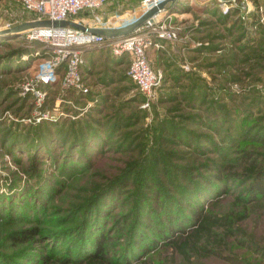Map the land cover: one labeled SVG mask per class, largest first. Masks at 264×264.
I'll use <instances>...</instances> for the list:
<instances>
[{"label":"rangeland","instance_id":"rangeland-1","mask_svg":"<svg viewBox=\"0 0 264 264\" xmlns=\"http://www.w3.org/2000/svg\"><path fill=\"white\" fill-rule=\"evenodd\" d=\"M222 12L216 0L163 8L178 38L157 56L163 81L143 109L127 58L104 46L82 51L87 93L59 83L34 87L40 99L23 91L49 49L11 32L20 5L0 0V264H85L100 235L104 264H264V195L242 168L253 150L264 166V26ZM113 17L100 8L75 19L110 30L137 20ZM183 188L203 194L207 213L233 219L231 233L217 231L188 260L157 236ZM22 231L33 235L12 240Z\"/></svg>","mask_w":264,"mask_h":264},{"label":"built area","instance_id":"built-area-1","mask_svg":"<svg viewBox=\"0 0 264 264\" xmlns=\"http://www.w3.org/2000/svg\"><path fill=\"white\" fill-rule=\"evenodd\" d=\"M23 12L34 17L32 21H69L84 11L95 12L111 0H17ZM165 0H141L138 9L141 16ZM222 13L235 12L237 19L247 22L254 30L264 26V9L249 0H216ZM163 9L151 16L132 34L106 37L101 34L68 28L41 27L27 30L28 41H40L49 49L48 59L37 66L32 86L23 91L31 92L40 99L43 93L37 85L59 83L63 92L87 93L80 69L84 64L82 51L104 46L112 55H125L128 60L126 77L143 96L142 108L148 109L156 100V92L162 84L163 74L155 70L148 59L150 49L160 50L163 43L176 42L178 35ZM165 12V11H164ZM128 26V25H127ZM126 27V26H124ZM123 28V27H122ZM119 29V28H117Z\"/></svg>","mask_w":264,"mask_h":264},{"label":"trees","instance_id":"trees-1","mask_svg":"<svg viewBox=\"0 0 264 264\" xmlns=\"http://www.w3.org/2000/svg\"><path fill=\"white\" fill-rule=\"evenodd\" d=\"M162 132L165 133L166 136H170L171 138L175 137V134L167 129H163ZM253 147L256 149L262 148V146L256 145H253ZM243 154V171L245 175L249 177V179L251 178L255 180V183L251 187V191L253 194L258 193L263 196L264 182L262 181H264V166H261L256 162V150L245 152ZM214 178L219 179V176H216ZM177 186L178 184H175L176 188ZM205 188H209V185H206ZM181 190V200L180 202L176 203V208H174V211L170 212L165 207V214L162 215L166 226L165 229L158 230L157 236L159 238L164 236L171 237L168 246L173 247L183 259L188 260V252L205 251L204 247L200 244L202 241H216L215 237L216 233H218L217 231L221 230L224 234L231 233V223L233 219L228 218V220L226 216H215L213 214L207 213L199 203V198L203 199L202 193L200 194L196 190L188 192L185 190V188ZM189 190L192 189L189 188ZM179 204H181V206L184 205L183 209L180 210ZM161 210H163V207ZM182 213H186V216H181ZM184 217L185 220H182ZM239 217L242 216L240 215ZM187 225L189 226V228H187ZM176 233L178 234L176 236L178 238L177 240L174 236ZM32 235L33 232L31 231H22L18 233L16 238H14L13 236L12 240H14L15 242H25L27 241V238L31 237ZM103 242V236L100 235L96 239V249L86 257L87 262L85 264H104L105 259L104 257H102ZM140 245V243H136L133 248L141 247ZM35 261L36 262H34V264H46L45 260ZM78 262V260H72L70 262L59 261V264H79Z\"/></svg>","mask_w":264,"mask_h":264},{"label":"water","instance_id":"water-1","mask_svg":"<svg viewBox=\"0 0 264 264\" xmlns=\"http://www.w3.org/2000/svg\"><path fill=\"white\" fill-rule=\"evenodd\" d=\"M176 0H165L160 3L157 7L151 9L150 11L146 12L142 16H140L135 22L129 24L126 27L110 30L104 27H98L94 23H89L84 20L75 19L69 21H32L23 23L20 25L13 26L10 31L13 33L18 34L19 32L30 30L34 28H41V27H53V28H68V29H75V30H83L88 31L91 33H97L104 35L106 37H121L132 34L136 29L143 26L146 21L153 16L158 11L162 10L167 4L172 3Z\"/></svg>","mask_w":264,"mask_h":264},{"label":"crops","instance_id":"crops-1","mask_svg":"<svg viewBox=\"0 0 264 264\" xmlns=\"http://www.w3.org/2000/svg\"><path fill=\"white\" fill-rule=\"evenodd\" d=\"M140 1L141 0H111L107 5H105L102 9L103 10H107V12H109V15H113L114 17L113 18H122L124 16H127V14H129V12L131 11L132 14L134 15H137V12L139 14V9H138V6L140 4ZM129 11V12H128ZM20 14L21 16H23L24 19H22V23H27L28 21L32 20L33 19V15L30 14V13H26V12H23L20 8ZM75 20V19H74ZM128 22V21H126ZM124 24V23H123ZM123 24H120L119 26H123ZM98 27H102L101 25H97ZM169 44H173V43H170V42H166V43H163V50H155V49H150L148 51V59L152 65V67L155 69V70H158L160 71L161 73L164 72L163 70V67H162V63H159L158 60H157V56L158 54H160L161 56L165 55L167 56V54L169 55V51L170 50V46ZM169 48V50L166 49ZM176 52V51H175ZM165 53V54H164ZM177 53V52H176ZM173 54V53H172ZM154 56V57H153ZM153 57V58H152ZM86 63H87V60L91 59L90 56H89V52L86 56ZM127 58V57H126ZM164 66V65H163Z\"/></svg>","mask_w":264,"mask_h":264},{"label":"bare ground","instance_id":"bare-ground-1","mask_svg":"<svg viewBox=\"0 0 264 264\" xmlns=\"http://www.w3.org/2000/svg\"><path fill=\"white\" fill-rule=\"evenodd\" d=\"M141 14H142L141 11H139V14L137 12L136 19H138L141 16Z\"/></svg>","mask_w":264,"mask_h":264}]
</instances>
